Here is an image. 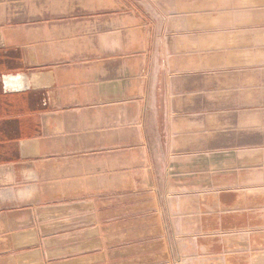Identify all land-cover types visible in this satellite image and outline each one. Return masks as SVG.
I'll return each instance as SVG.
<instances>
[{
	"label": "crops",
	"instance_id": "1",
	"mask_svg": "<svg viewBox=\"0 0 264 264\" xmlns=\"http://www.w3.org/2000/svg\"><path fill=\"white\" fill-rule=\"evenodd\" d=\"M0 264H264V0H0Z\"/></svg>",
	"mask_w": 264,
	"mask_h": 264
},
{
	"label": "rangeland",
	"instance_id": "2",
	"mask_svg": "<svg viewBox=\"0 0 264 264\" xmlns=\"http://www.w3.org/2000/svg\"><path fill=\"white\" fill-rule=\"evenodd\" d=\"M45 262L47 263L48 262V260L45 258Z\"/></svg>",
	"mask_w": 264,
	"mask_h": 264
}]
</instances>
